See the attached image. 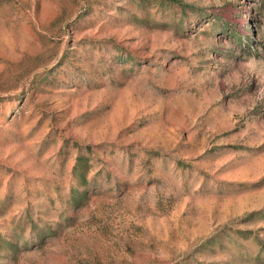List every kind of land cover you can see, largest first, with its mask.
<instances>
[{
	"label": "rangeland",
	"instance_id": "374dc122",
	"mask_svg": "<svg viewBox=\"0 0 264 264\" xmlns=\"http://www.w3.org/2000/svg\"><path fill=\"white\" fill-rule=\"evenodd\" d=\"M0 264H264V0H0Z\"/></svg>",
	"mask_w": 264,
	"mask_h": 264
},
{
	"label": "trees",
	"instance_id": "16d2710c",
	"mask_svg": "<svg viewBox=\"0 0 264 264\" xmlns=\"http://www.w3.org/2000/svg\"><path fill=\"white\" fill-rule=\"evenodd\" d=\"M180 3H182V2L180 1ZM251 215H253V213Z\"/></svg>",
	"mask_w": 264,
	"mask_h": 264
}]
</instances>
